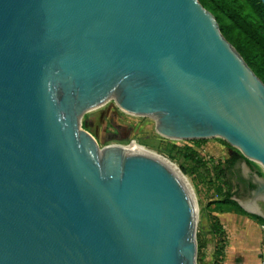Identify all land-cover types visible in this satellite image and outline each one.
Returning <instances> with one entry per match:
<instances>
[{
    "label": "water",
    "instance_id": "obj_1",
    "mask_svg": "<svg viewBox=\"0 0 264 264\" xmlns=\"http://www.w3.org/2000/svg\"><path fill=\"white\" fill-rule=\"evenodd\" d=\"M111 98L264 168V83L198 0H0V264H197L171 169L81 127Z\"/></svg>",
    "mask_w": 264,
    "mask_h": 264
},
{
    "label": "rangeland",
    "instance_id": "obj_2",
    "mask_svg": "<svg viewBox=\"0 0 264 264\" xmlns=\"http://www.w3.org/2000/svg\"><path fill=\"white\" fill-rule=\"evenodd\" d=\"M156 121L150 116L133 115L122 110L113 99L102 106L85 112L80 125L97 141L100 147L111 144L128 145L131 141L140 144L173 162L187 178L196 203L195 238L197 242V264H223L227 245L224 229L211 231L217 213L236 212L248 216L264 225V202L255 214L251 211V197H245L232 179L229 189L224 176L219 173L222 163L231 158H240V150L222 137L205 138L198 143L192 140L171 139L160 135L155 128ZM200 160V162H197ZM250 165L242 159L236 169L243 178L257 174L264 180V168L257 162ZM221 164V167L219 165ZM233 195L226 198L228 191ZM243 205H245V208ZM256 208V207H255ZM249 209V210H247ZM219 220V219H218ZM222 226V225H221ZM199 247V248H198ZM216 251H219L218 255Z\"/></svg>",
    "mask_w": 264,
    "mask_h": 264
},
{
    "label": "trees",
    "instance_id": "obj_3",
    "mask_svg": "<svg viewBox=\"0 0 264 264\" xmlns=\"http://www.w3.org/2000/svg\"><path fill=\"white\" fill-rule=\"evenodd\" d=\"M202 6L213 14L219 29L225 39L239 52L247 65L264 83V4L260 0H198ZM203 139H193L198 143ZM239 159L250 165V161L243 156L231 158L219 165V173L224 176L227 187H232V179L236 185L247 183L254 188L251 180L243 178L235 168ZM200 162V160H197ZM228 191V199L233 194ZM222 229L216 218L211 225V231L217 234ZM199 248V247H198ZM219 251H216L218 255ZM236 264H240L237 260Z\"/></svg>",
    "mask_w": 264,
    "mask_h": 264
},
{
    "label": "crops",
    "instance_id": "obj_4",
    "mask_svg": "<svg viewBox=\"0 0 264 264\" xmlns=\"http://www.w3.org/2000/svg\"><path fill=\"white\" fill-rule=\"evenodd\" d=\"M259 199L264 202L263 198L255 199L256 209L260 208ZM260 216L264 218L263 212ZM217 217L227 239L223 264H236L237 260L240 264L264 263V225L236 212H220Z\"/></svg>",
    "mask_w": 264,
    "mask_h": 264
},
{
    "label": "bare ground",
    "instance_id": "obj_5",
    "mask_svg": "<svg viewBox=\"0 0 264 264\" xmlns=\"http://www.w3.org/2000/svg\"><path fill=\"white\" fill-rule=\"evenodd\" d=\"M82 115H80V118L82 117ZM123 148H124L126 153H141V154L150 155V156L160 160L165 165H167L171 169V171L176 175V177L179 179V181L181 182L185 191L187 192V194H188V196H189V198L193 204V207L195 209V220H196V203H195L194 194L192 192V189L190 187L189 182L187 181V178L181 173V171L178 169V167L173 162H171L169 159L165 158L164 156H161V155L157 154L156 152H154V151H152V150H150V149H148V148H146L140 144H137L134 141H131L127 146H125Z\"/></svg>",
    "mask_w": 264,
    "mask_h": 264
},
{
    "label": "flooded vegetation",
    "instance_id": "obj_6",
    "mask_svg": "<svg viewBox=\"0 0 264 264\" xmlns=\"http://www.w3.org/2000/svg\"><path fill=\"white\" fill-rule=\"evenodd\" d=\"M247 181L250 180L249 178H245ZM239 190L242 192V195L245 197H251L255 191L254 188H250L247 186V183H240L239 185Z\"/></svg>",
    "mask_w": 264,
    "mask_h": 264
},
{
    "label": "built area",
    "instance_id": "obj_7",
    "mask_svg": "<svg viewBox=\"0 0 264 264\" xmlns=\"http://www.w3.org/2000/svg\"><path fill=\"white\" fill-rule=\"evenodd\" d=\"M261 264H264L263 262Z\"/></svg>",
    "mask_w": 264,
    "mask_h": 264
}]
</instances>
